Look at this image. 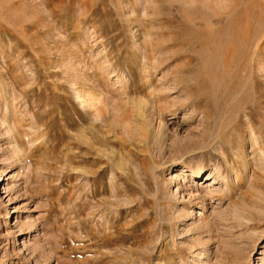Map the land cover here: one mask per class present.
Instances as JSON below:
<instances>
[{"label":"rangeland","instance_id":"1","mask_svg":"<svg viewBox=\"0 0 264 264\" xmlns=\"http://www.w3.org/2000/svg\"><path fill=\"white\" fill-rule=\"evenodd\" d=\"M0 264H264V0H0Z\"/></svg>","mask_w":264,"mask_h":264},{"label":"bare ground","instance_id":"2","mask_svg":"<svg viewBox=\"0 0 264 264\" xmlns=\"http://www.w3.org/2000/svg\"><path fill=\"white\" fill-rule=\"evenodd\" d=\"M246 39V38H245ZM215 72V71H214ZM210 72H207V74H209ZM213 73V72H212Z\"/></svg>","mask_w":264,"mask_h":264}]
</instances>
